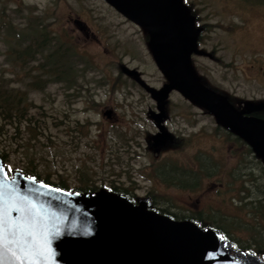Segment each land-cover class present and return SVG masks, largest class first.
Here are the masks:
<instances>
[{"label": "rangeland", "instance_id": "1", "mask_svg": "<svg viewBox=\"0 0 264 264\" xmlns=\"http://www.w3.org/2000/svg\"><path fill=\"white\" fill-rule=\"evenodd\" d=\"M215 1L211 7L222 26L215 24V27L220 31L218 35L221 33L227 42L223 47L213 46L216 43L209 42L197 48L198 53L191 59L193 71L218 90L232 91L238 88V94L264 98V82L257 84L248 79L249 72L245 73L240 69L248 61L258 59L259 62V59L264 58L261 49L264 44H257V51H250L246 42H240L238 48L231 44V38L226 32L229 26L239 28L247 18L251 29L247 39L255 40L257 32L264 29V0ZM249 3L252 8L246 6ZM76 6H92L89 15L96 20L99 17L102 21L103 41L92 40L90 44H84L76 35L80 34L75 30L76 34L71 31L72 25L64 23L63 15H72V7ZM29 7L46 15L45 20L49 22L52 32L59 34L62 39L69 37L73 41L70 43L77 47L76 51L84 54L85 59L90 62L92 68L80 79L84 84L81 95L67 96L65 91L74 90H65L63 83L39 89L37 85L41 83V76L38 73V61L41 53L27 63L8 59V55L12 53L9 43H12L13 48H25V43L18 42V35L13 31L17 29L19 34L25 31V21L31 13L27 9ZM11 8L17 11H11ZM100 8L106 7L96 0H0V78L9 79L12 87L24 93L33 104L45 109H32L36 116L43 119L41 126L34 128L35 134L30 124L19 127L18 131L9 123L0 125V152L4 153V158L1 159L7 170L21 171L14 169L29 167L41 177L47 176L50 181L59 182L64 179L70 188L82 184L81 179L100 188L114 184L112 181L128 185L129 180L134 179L140 187L132 191L141 196L145 194L149 184L144 180V175L150 177V171L146 170L150 159L147 152L142 153L146 147L145 140L150 134H154V138L158 135L162 138L163 135L162 130L154 126L155 119L148 117L149 109L159 112L155 101L147 92L133 85L131 79L116 76L115 67L121 61L137 69L142 78L154 87L161 86L165 79L147 46L139 44L142 43V32L126 21L119 23L118 17L107 19ZM11 28L12 35L9 30ZM216 31H210V39L217 38ZM206 37L210 36L207 34ZM127 39L134 41L133 45L125 44ZM46 48L48 50V46ZM245 68L246 66L242 69ZM116 77L119 80H114ZM189 104L183 97L173 93L167 105L169 115L162 124L168 130L175 126L183 129L184 121L175 120L174 113ZM190 105L192 145L183 150L167 149L157 158L171 155L170 162L175 164L192 163V184L197 179L196 187H192L193 204L189 207H169L162 203L158 207L176 214L182 210H188L190 214L203 211L212 215L213 220L224 231L229 230L234 237L243 241L250 240L248 244L256 248L258 245L264 247L263 163L257 159H239L235 154L233 139L218 127L214 118L197 105ZM27 106L31 108L30 105ZM106 106L113 107L118 113L119 120L116 123L109 124L101 115L100 108ZM122 141L126 142L121 150L118 147ZM205 151H211L213 155L207 157L205 153H201ZM198 170L202 171L200 175L193 174V171ZM254 180L260 184L254 183ZM212 182L223 183L224 186L219 189L211 187ZM158 195L174 203L185 204L189 200L183 189L161 187ZM196 199L200 201L197 202ZM258 251L264 255L263 251ZM262 262L264 263L263 260Z\"/></svg>", "mask_w": 264, "mask_h": 264}, {"label": "water", "instance_id": "2", "mask_svg": "<svg viewBox=\"0 0 264 264\" xmlns=\"http://www.w3.org/2000/svg\"><path fill=\"white\" fill-rule=\"evenodd\" d=\"M149 35V48L167 82L148 86L162 115L171 90L211 113L264 161V120L242 116L225 96L202 84L189 59L198 53L197 30L182 0H106ZM107 118L111 110L102 113ZM163 132V130H162ZM31 232L36 239L25 233ZM0 264H264L247 250L234 249L222 234L190 220H174L100 189L64 190L25 176L8 174L0 157Z\"/></svg>", "mask_w": 264, "mask_h": 264}, {"label": "flooded vegetation", "instance_id": "3", "mask_svg": "<svg viewBox=\"0 0 264 264\" xmlns=\"http://www.w3.org/2000/svg\"><path fill=\"white\" fill-rule=\"evenodd\" d=\"M96 1L101 3L102 6H104V8L106 7L105 9L100 8V10L103 12L104 16L107 19L112 20L114 17L115 18L118 17L119 21L118 20L117 21L119 23L126 21V22L130 23L133 27L140 30L142 32L140 42H142V43H139V44H141V45L145 44L147 46V48L149 49V44H148L149 43V35H148V32L146 31V29L138 26L137 24L132 22L130 19L125 17L123 14H121L119 11H117L114 7H112L106 0H96ZM218 1H220V3H224V0H218ZM214 2H216V1L215 0H182V4L187 8L188 14L191 16V18L193 20V29L197 30V35H196V39H195L197 48H201L202 46H205L209 42L210 43H216L213 46L223 47L222 45L225 42H227L226 40L223 39V36L221 35V33H220V35H218V33L220 31H219V29H216V27H215V24L218 26H221V25H219L220 24L219 19H217L215 17L217 13L214 12L212 10V7H211L214 4ZM73 6H75V5H73ZM246 6L248 8H252L251 3L247 4ZM91 7L92 6H87L86 8H80V6H76L74 8L72 7V13H71L72 15H70V14L69 15H63L64 16V23L66 25L69 24V26H70V24L72 25L71 31L74 34H76V33L73 30L77 31L80 34V36L78 34H76L77 37L79 39H81L84 44H90L92 42V40H94V41L98 40L99 42L104 40L103 34L101 33L102 32V25H101L102 21L99 19V17H98V20H96V19H94V17L89 15V14H91L90 13ZM213 21H214V23H213ZM258 21H261V19H259ZM247 22H248V19L245 18V23L240 25L239 28H236L234 26H229V28H226V32L229 35V37L231 38V41H230L231 44H235L236 47L239 48L240 42H244V43L246 42L245 45L250 51L251 50L257 51L258 50L256 48V46L258 47L257 44H264V29L257 32V34L254 36L255 40L250 41V39H247V38L250 36L251 29H250V27H248L249 24ZM212 30L213 31L217 30L215 33V36L217 37L216 39H210L211 38L210 31H212ZM252 30L254 33L255 32L254 29H252ZM207 34H208V36H210L209 38L206 37ZM67 35H68V33H67ZM82 36H84V38ZM62 40L73 42L69 39V37L66 39H62ZM125 42H126L125 44L131 43V45H133L134 41L127 39ZM73 47L77 48L75 45H73ZM259 49H260V46H259ZM261 49H263L262 53H264V48L261 47ZM259 60H260L259 62H257L258 59H253L252 61H248L247 62L248 64L244 63V65H242L240 68L242 72H245V73L249 72L250 75H249L248 79L254 80L257 84H261L262 82H264V58H261ZM130 61H136V60H130ZM138 62L140 63L141 61H138ZM118 63H119L118 66L115 67V69L117 70L116 76L119 78H121V76H125V78L131 79V82L133 83V85L135 84L139 88H141L145 92H147V90L145 88H143L142 86H140V84L134 79V74L130 73V71H136V72H138V74L142 78V75L140 74V72L137 69H134V68H131V67L125 65L121 61H119ZM244 66H246V68L242 69ZM101 74H103L102 71H101ZM256 75H259V76H256ZM99 77H101V75ZM117 77L114 80H119ZM104 78L106 80V76H104ZM164 79L165 80H163L162 85H164L167 82L165 77H164ZM107 84L109 86V82ZM161 86L156 87V88H160ZM237 89L238 88H235L232 91H225L224 89H219V92H220V94H222L223 96L226 97L228 102L237 111L241 112L242 116L253 117V118H258V119L264 120V98H256L255 96L251 97V96H247L244 93L238 94ZM173 93H177L179 96L183 97L185 99V101L192 104V102L189 99H187L180 91L171 90L168 98L164 101L163 108H162V115L159 118V120H157L156 113L154 112V110L149 109L150 116H148V117H151V119L152 118L155 119V121L152 120L153 124L159 130H163V132L161 133L163 135H162V138H159V135L157 138H154V136H153L154 134H150V137L147 136V138L145 140L146 141V147L143 148L142 153L147 152L146 155H148V157L150 159L149 167L146 168V170L150 171V174H149L150 177H147L144 175V180L149 183L148 187H146L145 194L138 196L135 194L136 191H132V190H135L137 187H140V185L137 184L134 181V179L129 180L128 185L126 183L124 185V183H122V182L116 183V182L112 181V183H114L113 185L126 189L127 192L130 193L129 198H131L133 201H137V204H139L141 202H145V201L148 202V206H153V205L158 206V205H162V203H163L165 206H169V207H189V206H192V204H193L192 203L193 190H192V180H191V174H192V170H193L191 167L192 163L188 162V163H184V164H179V163L175 164L174 162H170L171 161L170 160L171 155H170V157L165 156V158H162V159L157 158L158 156L163 154L164 151L167 149L170 150L171 148H174V149L183 150L185 148L187 149V147L189 145H192L193 131H192V113H191V105L190 104L185 105V107L183 109H181V108L177 109L174 113L175 120L179 119L181 121H184L185 125H184L183 129L181 127L175 126V127L171 128L170 130H168L165 127V125L162 124L163 122L165 123V120L167 119V116L169 115L168 110H167V105L169 104V101H170ZM150 97H151V95H150ZM106 109L111 110L110 118L105 117L107 119V121L110 122V123L109 122L108 123L109 124L116 123L119 120V115L116 112V110L110 106L102 107V108H100L101 115H102V112ZM203 111H205V110L203 109ZM205 112H207V111H205ZM214 120L216 121L218 127L220 129H222L223 132H226L230 136V138L233 139L235 154L237 157H239V159H241V158L242 159H248L249 161L251 159H257V161L260 159L262 160L261 156L252 148V146L250 144H248V142H246L244 139L240 138L233 131H231L229 128H227L224 124L217 121L215 118H214ZM216 134L219 135L220 133H216ZM125 142L126 141L120 142V145L118 148L122 150L123 144ZM190 152H192V151H190ZM201 153H205V156H207V157H209L210 155H213V153L211 151H205V152H201ZM210 186L211 187L215 186L219 189V188H222L224 185H223V183L216 184V183L212 182L210 184ZM161 187H170V188H173L175 190H182L183 189L184 191H186L187 195L189 196V200L187 202H185V204H183V203H174L172 200H169V199H163L160 195H158L159 191L161 190ZM153 191H155L157 193H155ZM163 201H165L166 203H164ZM196 201L199 202L200 200L196 199ZM225 230H227V229H225ZM223 233H224V235H226L230 238H233V240H235L237 243H241V241L244 242V243H241L244 247L248 245V242H250V240H244L243 241L242 239H239L238 237H234L229 232V230L223 231ZM231 243L233 244V241H231ZM251 247L255 248L256 250H260V251L264 252V247H260V245H258V248L254 247V246H251ZM245 248L242 250H245ZM246 249H248V248H246Z\"/></svg>", "mask_w": 264, "mask_h": 264}, {"label": "trees", "instance_id": "4", "mask_svg": "<svg viewBox=\"0 0 264 264\" xmlns=\"http://www.w3.org/2000/svg\"><path fill=\"white\" fill-rule=\"evenodd\" d=\"M27 9L31 13L26 18L25 22L27 24L25 25V31L19 34L17 32V29H15L14 31L12 28L9 29L10 35H12L13 33L16 35L17 33V41L21 42V44L24 42L25 48H13L12 43H9L8 47L9 50L12 51V53L8 55V59L10 61L20 60L21 62L27 63L34 57L36 59V55L38 53H41V59L38 61V73L41 76V83L37 85L39 89L44 90L45 87L48 85L55 83H63L65 90H74L65 91V94L67 96L75 97L76 95H81V91L84 88V84L80 81V79L84 78L85 73H88V69L92 68L90 62L85 59L84 54L76 51V48L73 47V44H71L69 41L62 40V37L60 38L59 34H54V32H52V28L50 27L49 22L45 20L46 15H42L40 12H38V10L33 7H29ZM10 10L14 12L17 11V9L15 8H11ZM11 31H13V33H11ZM6 33L8 34V32ZM3 41L5 42L6 40L3 39ZM47 46L48 50L46 48ZM78 64H80V67H78ZM197 78L201 83H203L207 87L218 91L216 87L212 86L210 83L206 82L198 75ZM86 82L89 81L86 80ZM27 105H30L31 108H29ZM34 107H40L42 110H45L44 107L33 104L26 98L24 93L12 87L9 83V79L0 78L1 126L2 123H9V125L14 126L15 129L18 131L19 127H25L30 124L32 131L35 134L36 131L34 130V128L36 126H41L43 119L42 117H38L35 115L34 111L32 110ZM0 156L4 158V153L0 152ZM259 161L262 162L261 159ZM200 165L201 164L199 163V166ZM14 170H21V172L24 173V175L26 176L34 175L37 179L42 180L45 183L70 191L92 193L100 189V186L96 187L94 184L91 186L83 179H81L83 181L82 184L70 188L69 184L66 183L64 179H60L59 182L50 181L47 176L41 177L40 174L34 172L29 167ZM12 172L13 170H8L9 174H11ZM201 173V170L193 171V174L195 175H200ZM253 182L257 183V185L260 184L257 180H254ZM196 183L197 179H194L192 184L193 189L196 187ZM103 188L130 197V193H128L126 189L117 187L113 184L106 185ZM242 190H244V188H242ZM133 202L137 203V201ZM149 209L161 214H165L174 220H190L196 223L201 228L208 227L222 232L224 231L217 224V222L213 220L212 215H209L208 213H205L203 211H198L197 213H194L197 215H194L190 214L188 210L178 211V214H176L158 206H151L149 207ZM225 237L233 241L235 248L244 249L246 247L251 250L254 254L261 255L260 252L255 248H252L251 245L248 244L244 247L242 244H239L235 240H233V238H230L228 236Z\"/></svg>", "mask_w": 264, "mask_h": 264}, {"label": "snow or ice", "instance_id": "5", "mask_svg": "<svg viewBox=\"0 0 264 264\" xmlns=\"http://www.w3.org/2000/svg\"><path fill=\"white\" fill-rule=\"evenodd\" d=\"M27 237H32V242H33V244H35L36 243V239H35V237H33V234L31 233V232H27V233H25V243H28V239H27Z\"/></svg>", "mask_w": 264, "mask_h": 264}]
</instances>
